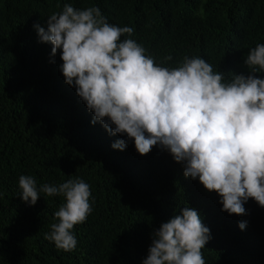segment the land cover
I'll list each match as a JSON object with an SVG mask.
<instances>
[{
    "label": "trees",
    "instance_id": "obj_1",
    "mask_svg": "<svg viewBox=\"0 0 264 264\" xmlns=\"http://www.w3.org/2000/svg\"><path fill=\"white\" fill-rule=\"evenodd\" d=\"M66 3L99 7L110 24L132 27L121 39H134L158 65L201 57L226 81L248 75L247 53L264 44V0H0V264H142L153 233L184 207L210 230L205 264H264V208L249 199L246 215H229L168 150L157 145L140 155L126 134L92 123L65 83L60 50L53 56L34 28L47 30L48 17ZM255 75L264 79V71ZM119 139L127 141L123 151L112 147ZM21 175L38 189L74 179L90 186L93 210L72 230L74 250L45 238L65 197L40 193L30 205L21 199Z\"/></svg>",
    "mask_w": 264,
    "mask_h": 264
},
{
    "label": "clouds",
    "instance_id": "obj_2",
    "mask_svg": "<svg viewBox=\"0 0 264 264\" xmlns=\"http://www.w3.org/2000/svg\"><path fill=\"white\" fill-rule=\"evenodd\" d=\"M47 30L35 24L40 42L61 52L65 83L93 113L110 135L134 140L140 155L154 146L170 152L184 165V176L199 179L220 197L222 211L246 215L245 203L253 199L264 208V44L248 53V75L216 72L201 57H184L178 67L158 65L131 37L132 27L110 24L99 7L77 9L65 4L48 17ZM173 57H164L171 61ZM114 126V127H113ZM112 147L123 151L124 139ZM21 199L35 205L40 193L63 196L45 238L57 249L76 248L75 225L92 213L90 186L82 179L37 188L29 175L19 177ZM241 221L238 227L246 228ZM210 230L197 210L184 207L153 233L148 256L142 264H205L202 249Z\"/></svg>",
    "mask_w": 264,
    "mask_h": 264
}]
</instances>
